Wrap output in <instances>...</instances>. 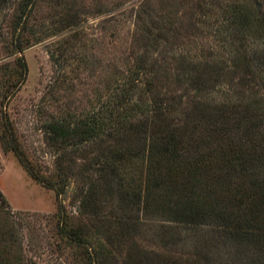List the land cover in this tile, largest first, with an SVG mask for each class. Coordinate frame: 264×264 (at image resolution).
<instances>
[{
	"label": "rangeland",
	"instance_id": "rangeland-1",
	"mask_svg": "<svg viewBox=\"0 0 264 264\" xmlns=\"http://www.w3.org/2000/svg\"><path fill=\"white\" fill-rule=\"evenodd\" d=\"M200 72L206 78L198 88ZM263 72L264 0H2L0 243L11 248L9 263L257 264L255 250L220 241L210 246L211 229L178 226L167 244L165 228L175 224L166 221L163 197L151 200L146 154L115 157V149L127 146L114 135L130 133L116 105L133 84L138 90L126 107L145 110L157 100L175 118L202 105L252 99L264 112ZM140 117L128 114L130 121ZM84 119L101 123L104 132L86 143L51 137L52 123ZM184 130L188 146L190 128ZM13 147L34 173L64 185L58 200L32 180ZM206 152L165 168L184 193L201 199L213 189ZM58 201L68 218L64 231ZM69 228L82 243L67 239Z\"/></svg>",
	"mask_w": 264,
	"mask_h": 264
},
{
	"label": "trees",
	"instance_id": "trees-1",
	"mask_svg": "<svg viewBox=\"0 0 264 264\" xmlns=\"http://www.w3.org/2000/svg\"><path fill=\"white\" fill-rule=\"evenodd\" d=\"M1 2L2 0L0 4ZM241 16L248 20L250 15L244 11ZM22 66L26 71L25 62ZM212 73L213 70H209V83L212 81ZM205 76L204 72L196 74L194 84L198 88L204 84ZM138 79L136 83L140 82ZM137 90V85L133 84L117 96L116 112L120 115L119 122L125 121L130 133L122 135L119 131L115 132V142L119 144L121 141L127 147L123 150L115 149L114 156L118 152L132 157L137 156L141 150L145 152L146 179L152 188L151 200L163 197V204L167 207L164 211L166 221L176 226L165 228L166 243H174V233L170 230L182 225L198 228V232L205 233L211 229L212 236L205 240L209 241L210 246L220 241L240 252L255 250L256 263L264 264V112L260 104L252 99L246 105L238 101L222 106L195 107L194 112L203 122L200 126L191 120L193 108L191 112L184 114L187 116L175 118L172 108L164 107L157 100L146 104L145 110L138 108L137 104L126 107ZM129 112L140 113L141 117L130 121ZM253 112L257 113V117H250ZM205 116H209V120ZM96 122L84 119L72 126L65 120L57 121L49 125L50 134L55 140L74 139L86 143L104 132L101 123ZM184 128H190L188 146L182 140ZM198 128L203 129L199 131V135H195L194 131L197 132ZM222 149L225 153L220 154L219 158L216 153ZM12 150L32 180L54 190L58 200L64 192V185L34 173L26 167L18 150L15 147ZM205 151L209 161L211 160L207 167L213 189L205 199H201L192 191L184 193L186 186L180 187L179 183L165 173V168L174 170L186 158L202 159ZM109 152L113 154V150ZM162 187H166L165 196L152 193H158ZM57 214L64 231L68 218L60 201L57 204ZM65 236L74 242L82 243L83 240L81 233L73 228L66 229ZM10 250L8 245L0 243V264H10Z\"/></svg>",
	"mask_w": 264,
	"mask_h": 264
}]
</instances>
